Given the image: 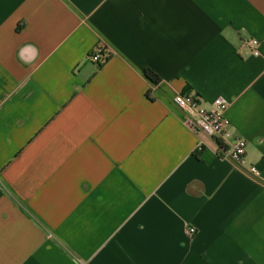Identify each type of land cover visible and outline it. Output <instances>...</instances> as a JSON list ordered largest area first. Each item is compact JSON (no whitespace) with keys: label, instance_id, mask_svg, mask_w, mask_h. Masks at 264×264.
Wrapping results in <instances>:
<instances>
[{"label":"crops","instance_id":"1","mask_svg":"<svg viewBox=\"0 0 264 264\" xmlns=\"http://www.w3.org/2000/svg\"><path fill=\"white\" fill-rule=\"evenodd\" d=\"M0 264H264V0H0Z\"/></svg>","mask_w":264,"mask_h":264},{"label":"built area","instance_id":"2","mask_svg":"<svg viewBox=\"0 0 264 264\" xmlns=\"http://www.w3.org/2000/svg\"><path fill=\"white\" fill-rule=\"evenodd\" d=\"M247 46L254 55H260V40L258 38L248 39ZM107 57L108 53L101 48L90 54V58L96 63L103 62ZM173 101L179 109L188 115L192 129L204 131L224 142L226 148L221 154L223 158L232 159L255 176L260 175L256 165L245 163L247 141L245 138L235 135L237 128L227 115L229 102L224 96H218L210 104H207L202 97L192 93L178 92L174 95ZM195 231V228L190 229L191 234Z\"/></svg>","mask_w":264,"mask_h":264},{"label":"trees","instance_id":"3","mask_svg":"<svg viewBox=\"0 0 264 264\" xmlns=\"http://www.w3.org/2000/svg\"><path fill=\"white\" fill-rule=\"evenodd\" d=\"M20 27H21V25L18 26V29ZM145 73H146V76L149 77L150 79H152L154 82H159V77L160 76L154 70H152L151 68L145 69ZM187 92H189V91H187ZM217 140H218V143H219L220 147L224 148L225 147L224 142L221 139H219V138H217Z\"/></svg>","mask_w":264,"mask_h":264}]
</instances>
